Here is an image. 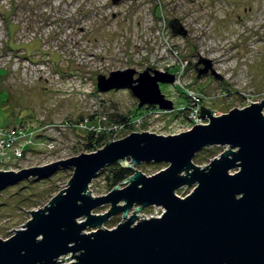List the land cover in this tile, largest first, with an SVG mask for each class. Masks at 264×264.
<instances>
[{
	"label": "rangeland",
	"instance_id": "374dc122",
	"mask_svg": "<svg viewBox=\"0 0 264 264\" xmlns=\"http://www.w3.org/2000/svg\"><path fill=\"white\" fill-rule=\"evenodd\" d=\"M175 18L186 35L172 33L168 22ZM200 57L209 59L221 78L210 73L197 78L194 65ZM128 68L135 71L133 78L145 70L172 74V83H159L172 108H143L137 117L141 119L128 127L106 125L113 128L105 133L107 141L142 131L175 135L207 123L187 111L185 90L203 95L198 105L214 115L259 102L264 98V0H0V127L22 121L34 132L32 144L19 142L31 145L32 151L9 159V166L0 170L17 171L87 152L86 128L102 130L110 115L134 113L138 100L128 89L100 92L96 87L98 75ZM224 148H203L192 161L202 167ZM165 167L164 162L137 165L146 175ZM72 172L71 167H59L46 178L32 177L2 189L0 239L23 229L29 211L43 207L65 188ZM106 172L90 182L92 197L113 189ZM191 190L182 186L175 193L185 197ZM109 208L103 204L91 213L103 214ZM163 210L152 205L136 215L160 216ZM122 220L118 212L102 227L112 229ZM93 230L87 227L84 232ZM70 261L59 258L57 264Z\"/></svg>",
	"mask_w": 264,
	"mask_h": 264
},
{
	"label": "water",
	"instance_id": "95a60500",
	"mask_svg": "<svg viewBox=\"0 0 264 264\" xmlns=\"http://www.w3.org/2000/svg\"><path fill=\"white\" fill-rule=\"evenodd\" d=\"M170 26L174 34H187L176 18ZM198 64L203 67L196 69L197 78L208 73L221 78L209 59L200 57ZM134 72L128 68L98 75L96 87L100 92L128 89L138 108L170 110L172 102L161 94L159 83H172L174 76L145 70L133 78ZM263 107L264 98L214 115L201 104L199 116L207 123L175 135L131 132L92 152L0 170L1 191L24 179L46 178L59 167L73 169L65 188L29 211L23 229L0 239V264H57L59 258L71 260L67 264H264ZM210 146L225 148L208 164H195L196 153ZM149 162L167 167L152 175L137 168ZM111 163L133 173L121 187L92 197L90 182ZM182 186H192L185 197L175 193ZM103 204L110 205L107 212L91 213ZM152 205L163 207L160 216L137 217L136 212ZM131 208L134 213L128 216ZM118 212L123 220L116 227H102ZM87 227L96 230L84 232Z\"/></svg>",
	"mask_w": 264,
	"mask_h": 264
},
{
	"label": "trees",
	"instance_id": "16d2710c",
	"mask_svg": "<svg viewBox=\"0 0 264 264\" xmlns=\"http://www.w3.org/2000/svg\"><path fill=\"white\" fill-rule=\"evenodd\" d=\"M143 108L152 110V109L156 108V106L145 105L141 108H138V104H137V106L135 107V109L133 111L134 113L131 116L122 115V114L110 115V118L107 121V123L102 125V126H104L105 129L100 130V128H99V130H94V129L86 128L87 132L85 134L84 139L87 142L84 144L85 150L87 152L95 151L96 149L101 147L105 143V141H107L108 136L106 134L110 131L107 130L106 125L110 126V124H112V125H121V126H127L128 127V125L132 121L137 120L138 119L137 117L142 115L141 113H143ZM140 109H142V111H139ZM132 116H135V117L131 118ZM94 120H96V119H94ZM94 120H92V119L90 120V122L93 123L92 125H96L95 124L96 121H94ZM21 122L19 123V125H15L14 127H17V126L24 127L23 123H21ZM85 122H86V125H87V123L89 124L88 120H86ZM129 127H131V126H129ZM31 148H32L31 145L30 146L26 145L25 148L23 149V155H25V152H27V151H32ZM105 169H107L106 179L110 180V182H111L109 184L110 187H114L115 185L120 184L125 178H127L128 176H130L133 173L132 170H129L125 167H122L118 163L108 164L104 168H102L100 170V172L105 170ZM35 179H37V178H35Z\"/></svg>",
	"mask_w": 264,
	"mask_h": 264
},
{
	"label": "built area",
	"instance_id": "2783aa9c",
	"mask_svg": "<svg viewBox=\"0 0 264 264\" xmlns=\"http://www.w3.org/2000/svg\"><path fill=\"white\" fill-rule=\"evenodd\" d=\"M184 94L188 99V104L186 106L187 111H191L192 115H190L193 116V118L201 119V117L199 116L198 103L203 99V95L190 90H185ZM140 119L141 118H138L136 121H139ZM112 126L114 128L121 127V125ZM107 130L111 132L113 131V128L109 127L107 128ZM33 135L34 132L32 130H28L27 128L20 126L11 128L7 126L0 127V166H9V159H21L22 157H24L23 149L25 148V145L33 143ZM22 140H27V144H25L24 146H20L19 142Z\"/></svg>",
	"mask_w": 264,
	"mask_h": 264
},
{
	"label": "flooded vegetation",
	"instance_id": "af4514ba",
	"mask_svg": "<svg viewBox=\"0 0 264 264\" xmlns=\"http://www.w3.org/2000/svg\"><path fill=\"white\" fill-rule=\"evenodd\" d=\"M168 26L170 27V29H171V26H170V21L168 22ZM195 66V68L197 69L198 67H200V66H197L196 64L194 65Z\"/></svg>",
	"mask_w": 264,
	"mask_h": 264
},
{
	"label": "bare ground",
	"instance_id": "6f19581e",
	"mask_svg": "<svg viewBox=\"0 0 264 264\" xmlns=\"http://www.w3.org/2000/svg\"><path fill=\"white\" fill-rule=\"evenodd\" d=\"M14 233V232H13Z\"/></svg>",
	"mask_w": 264,
	"mask_h": 264
}]
</instances>
